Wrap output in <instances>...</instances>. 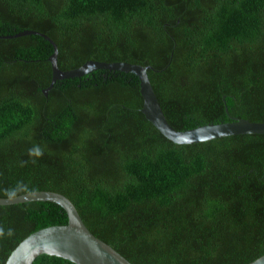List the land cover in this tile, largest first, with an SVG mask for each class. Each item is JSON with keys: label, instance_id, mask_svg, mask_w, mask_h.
<instances>
[{"label": "trees", "instance_id": "16d2710c", "mask_svg": "<svg viewBox=\"0 0 264 264\" xmlns=\"http://www.w3.org/2000/svg\"><path fill=\"white\" fill-rule=\"evenodd\" d=\"M25 30L54 42L61 71L151 66L176 131L264 123V0H0V198L64 195L131 264L264 255V135L175 144L142 115L137 77L118 71L56 81L44 97L52 46L40 35L1 38ZM34 146L43 155L30 156ZM66 224L54 203L0 206V264L30 234Z\"/></svg>", "mask_w": 264, "mask_h": 264}, {"label": "water", "instance_id": "95a60500", "mask_svg": "<svg viewBox=\"0 0 264 264\" xmlns=\"http://www.w3.org/2000/svg\"><path fill=\"white\" fill-rule=\"evenodd\" d=\"M28 35H40L49 42L53 49L48 58L51 66V82L46 89L42 90L44 97H47L48 91L56 81L80 78L97 70L118 71L137 77L139 93L143 101L142 115L161 135L175 144H197L237 135H264V123L249 122L237 118H231L229 122L206 124L186 131H176L166 121L148 79L147 71H153L151 66H140L126 62L87 61L76 69L61 71L57 66V46L46 35L25 30L1 38L13 39ZM29 202H50L58 205L66 213L67 224L46 227L30 234L15 247L4 264H32L40 255L58 257L73 264H131L87 229L72 202L64 195L51 191H37L12 198H0V206ZM248 264H264V255Z\"/></svg>", "mask_w": 264, "mask_h": 264}, {"label": "clouds", "instance_id": "9594fccd", "mask_svg": "<svg viewBox=\"0 0 264 264\" xmlns=\"http://www.w3.org/2000/svg\"><path fill=\"white\" fill-rule=\"evenodd\" d=\"M29 155L30 156H41L43 155L42 150L39 148V146H34L32 149L29 150ZM19 188H23L25 186H23L22 184L18 185ZM8 195L9 196H13L15 195V190H9L8 191ZM2 234V233H0Z\"/></svg>", "mask_w": 264, "mask_h": 264}]
</instances>
